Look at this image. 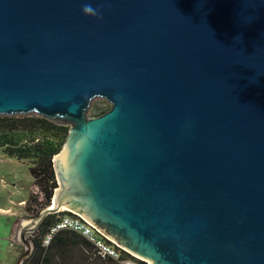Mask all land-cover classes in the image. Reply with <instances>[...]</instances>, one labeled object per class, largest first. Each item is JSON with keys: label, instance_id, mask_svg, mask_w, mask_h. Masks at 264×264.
<instances>
[{"label": "water", "instance_id": "95a60500", "mask_svg": "<svg viewBox=\"0 0 264 264\" xmlns=\"http://www.w3.org/2000/svg\"><path fill=\"white\" fill-rule=\"evenodd\" d=\"M33 115L68 132L15 264L63 211L148 264H264V0H0V117Z\"/></svg>", "mask_w": 264, "mask_h": 264}, {"label": "trees", "instance_id": "16d2710c", "mask_svg": "<svg viewBox=\"0 0 264 264\" xmlns=\"http://www.w3.org/2000/svg\"><path fill=\"white\" fill-rule=\"evenodd\" d=\"M105 113L102 112L101 114ZM68 127L57 125L40 116L0 117V151L3 155L18 161L29 162V173L37 192L31 194L25 203L28 218H35L51 205L57 189L53 158L60 151L67 136ZM71 215L67 211L48 215L39 225L38 233L32 239L33 250L23 264H66L74 249L88 250L87 255L107 264L94 256L92 247L81 236L61 231L54 236L51 244L44 248L42 239L57 219ZM123 260L147 264L122 251Z\"/></svg>", "mask_w": 264, "mask_h": 264}, {"label": "rangeland", "instance_id": "374dc122", "mask_svg": "<svg viewBox=\"0 0 264 264\" xmlns=\"http://www.w3.org/2000/svg\"><path fill=\"white\" fill-rule=\"evenodd\" d=\"M108 110L106 100L96 98L92 101L87 116L94 117ZM29 166V162L9 158L0 151V264H15L25 250L21 242H15L13 234L20 225L31 220L27 217L24 201L35 194L37 189L33 185ZM36 236L37 234L28 237V240L32 242ZM87 251L72 250L66 264H101L89 257ZM130 262L138 264L132 260Z\"/></svg>", "mask_w": 264, "mask_h": 264}, {"label": "built area", "instance_id": "2783aa9c", "mask_svg": "<svg viewBox=\"0 0 264 264\" xmlns=\"http://www.w3.org/2000/svg\"><path fill=\"white\" fill-rule=\"evenodd\" d=\"M61 231H70L83 237L92 247L94 256L107 264H133L131 260L122 259V251H126L120 245L107 238L78 214L59 217L43 237L42 246L47 248L54 236Z\"/></svg>", "mask_w": 264, "mask_h": 264}, {"label": "clouds", "instance_id": "9594fccd", "mask_svg": "<svg viewBox=\"0 0 264 264\" xmlns=\"http://www.w3.org/2000/svg\"><path fill=\"white\" fill-rule=\"evenodd\" d=\"M82 14L89 16H97L98 10L93 8L90 4H87L83 7Z\"/></svg>", "mask_w": 264, "mask_h": 264}, {"label": "bare ground", "instance_id": "6f19581e", "mask_svg": "<svg viewBox=\"0 0 264 264\" xmlns=\"http://www.w3.org/2000/svg\"><path fill=\"white\" fill-rule=\"evenodd\" d=\"M58 194L55 193L54 197H53V204L55 205L58 202Z\"/></svg>", "mask_w": 264, "mask_h": 264}]
</instances>
